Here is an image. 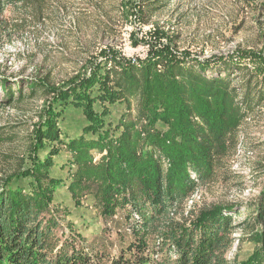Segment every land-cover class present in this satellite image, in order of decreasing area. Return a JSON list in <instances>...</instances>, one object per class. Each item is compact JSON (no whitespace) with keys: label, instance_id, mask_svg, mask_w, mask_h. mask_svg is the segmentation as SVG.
<instances>
[{"label":"trees","instance_id":"trees-1","mask_svg":"<svg viewBox=\"0 0 264 264\" xmlns=\"http://www.w3.org/2000/svg\"><path fill=\"white\" fill-rule=\"evenodd\" d=\"M17 1L42 10L43 0ZM187 57L168 48L137 63L113 57L103 73L96 68L72 88H48L54 99L34 127L31 167L10 177L28 178V187L13 188L0 176V264H229L224 254L244 224L255 249L239 264H264V187L249 205L250 220L237 226L236 206L180 209L215 181L237 151L242 125L264 108V74L249 68L245 52ZM70 99L89 124L64 138L55 105ZM113 104L124 107L117 133L103 131ZM63 152L75 206L92 199L104 222L91 239L55 202L61 181L51 172Z\"/></svg>","mask_w":264,"mask_h":264},{"label":"rangeland","instance_id":"rangeland-1","mask_svg":"<svg viewBox=\"0 0 264 264\" xmlns=\"http://www.w3.org/2000/svg\"><path fill=\"white\" fill-rule=\"evenodd\" d=\"M21 2L0 0V176L13 188L29 185L28 178L10 177L31 167L34 127L54 99L48 88H72L96 68L103 73L113 57L137 63L168 48L175 56L210 61L245 52L252 57L246 61L249 68L264 74L263 0H43L40 12ZM214 63L217 69L220 64ZM36 85L34 92L31 87ZM55 106L62 112L59 126L64 138L80 135L89 124L71 99ZM95 108L103 111L99 103ZM107 108L103 131L117 133L124 107ZM158 127L165 128L162 123ZM237 138L236 153L224 160L215 181L199 186L180 209L236 206L240 215L233 224L250 220L249 205L264 187V108L250 115ZM69 159L63 152L51 172L61 181L55 202L91 239L101 233L104 222L92 208V199L75 206L66 188ZM248 233L245 224L234 231L224 254L229 264H239L253 253L255 244Z\"/></svg>","mask_w":264,"mask_h":264}]
</instances>
